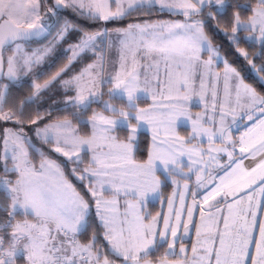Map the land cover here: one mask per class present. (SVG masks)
<instances>
[{
	"label": "snow or ice",
	"instance_id": "6c2138e0",
	"mask_svg": "<svg viewBox=\"0 0 264 264\" xmlns=\"http://www.w3.org/2000/svg\"><path fill=\"white\" fill-rule=\"evenodd\" d=\"M0 124V264H264V0H0Z\"/></svg>",
	"mask_w": 264,
	"mask_h": 264
},
{
	"label": "trees",
	"instance_id": "16d2710c",
	"mask_svg": "<svg viewBox=\"0 0 264 264\" xmlns=\"http://www.w3.org/2000/svg\"><path fill=\"white\" fill-rule=\"evenodd\" d=\"M165 18H176V17H169V16H167V15H164V16L154 15V16H153V19H165ZM73 19H74V18H73ZM77 22H78L79 24H81L84 28H86V29H88V30H90V31L96 30L98 27H100V25L92 24V23H90V22H85V21H77ZM128 22H130V21H122V22H120V23L109 22V23L107 24V28H108L109 30H112V29H114V28H116V27H122V26L126 25ZM76 38H77V37H76ZM49 39H50V37H49ZM216 39H217L218 41H220V42H224V41H223V37H222L221 35H218V36L216 37ZM42 42H43V41H42ZM70 42H73V39H72L71 37H69V38H68V41L65 42L64 44H62V45L60 46V48L58 49V53H59V55H60L61 57L63 56L65 45H68V43H70ZM34 45H37V44H33V46H34ZM90 57H91V55L88 54V55L85 57V61H84V62H90ZM80 66H81V65H77L78 68H79ZM249 79H250V81H252V80H253V77L250 76ZM7 126H11V125L0 124V128L7 127ZM149 138H150V137L146 134L145 137H144V144H146V142H147V140H148ZM144 144H142V147L144 146ZM37 145L40 146L38 142H37ZM54 158H55V157H54ZM137 158H138V159H142V158H144V154H143V153H140V154L138 155ZM37 159H38V157H37ZM59 162L63 163V162H64V158H63V157H60V158H59ZM68 167H71V165H68ZM69 178L72 179L73 182L76 183V184L79 186V182H78V181H75V179H74L73 177H69ZM170 192H171V189H170V188L165 189V190H164V195L166 196V195L170 194ZM2 198H3V197H2V194H0V199H2ZM160 207H161V205H160V201H159V200L154 201V202H150V203H149V210L152 211L153 213H155V211H157V210H160ZM94 213H95V209L93 208V219H95Z\"/></svg>",
	"mask_w": 264,
	"mask_h": 264
},
{
	"label": "rangeland",
	"instance_id": "374dc122",
	"mask_svg": "<svg viewBox=\"0 0 264 264\" xmlns=\"http://www.w3.org/2000/svg\"><path fill=\"white\" fill-rule=\"evenodd\" d=\"M72 39H73V41L76 39V36L75 35H72V36H70ZM71 43V42H70ZM38 45H32V47H37ZM68 47V45H65V47H64V49H66ZM90 54V53H89ZM91 55V54H90ZM111 55L113 56V57H115V55H116V53H115V51H113L112 53H111ZM37 147H39L38 145H37ZM0 156H2V145H0ZM155 201H157V200H155ZM153 202V201H152ZM167 209H166V205H165V209H164V211H166Z\"/></svg>",
	"mask_w": 264,
	"mask_h": 264
},
{
	"label": "crops",
	"instance_id": "0c3cea01",
	"mask_svg": "<svg viewBox=\"0 0 264 264\" xmlns=\"http://www.w3.org/2000/svg\"><path fill=\"white\" fill-rule=\"evenodd\" d=\"M165 19H170V18H165ZM171 19H175V18H171ZM154 201H155V200H154ZM154 201H153V202H154ZM150 202H152V201H150ZM164 209H165V207H164Z\"/></svg>",
	"mask_w": 264,
	"mask_h": 264
}]
</instances>
